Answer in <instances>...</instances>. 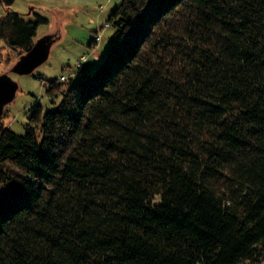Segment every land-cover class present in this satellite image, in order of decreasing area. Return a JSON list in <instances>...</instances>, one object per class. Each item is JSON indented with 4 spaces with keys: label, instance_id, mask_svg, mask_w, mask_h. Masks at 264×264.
Masks as SVG:
<instances>
[{
    "label": "trees",
    "instance_id": "1",
    "mask_svg": "<svg viewBox=\"0 0 264 264\" xmlns=\"http://www.w3.org/2000/svg\"><path fill=\"white\" fill-rule=\"evenodd\" d=\"M5 12L21 55L42 18ZM105 21L92 73L48 81L23 134L0 119V264L264 259V0H122Z\"/></svg>",
    "mask_w": 264,
    "mask_h": 264
},
{
    "label": "rangeland",
    "instance_id": "2",
    "mask_svg": "<svg viewBox=\"0 0 264 264\" xmlns=\"http://www.w3.org/2000/svg\"><path fill=\"white\" fill-rule=\"evenodd\" d=\"M120 2L122 0H0V17L5 11L13 10L27 21L42 18L34 42L44 35L54 37L45 62L26 74L10 72L19 55L0 40V74L8 73L18 84L13 100L6 103L0 116L5 126L23 134L27 115L34 107L40 105L44 110L50 106L45 93L48 81H63L62 75L74 78L93 72L113 32L105 20ZM96 34H100L99 40H95ZM81 56L85 59L81 60ZM239 264H264V259Z\"/></svg>",
    "mask_w": 264,
    "mask_h": 264
},
{
    "label": "water",
    "instance_id": "3",
    "mask_svg": "<svg viewBox=\"0 0 264 264\" xmlns=\"http://www.w3.org/2000/svg\"><path fill=\"white\" fill-rule=\"evenodd\" d=\"M54 41L52 35H44L38 38L32 46L13 63L10 72L17 74L30 73L34 68L45 62L48 58L51 44ZM18 84L8 73L0 74V116L6 103L11 102L15 96Z\"/></svg>",
    "mask_w": 264,
    "mask_h": 264
},
{
    "label": "built area",
    "instance_id": "4",
    "mask_svg": "<svg viewBox=\"0 0 264 264\" xmlns=\"http://www.w3.org/2000/svg\"><path fill=\"white\" fill-rule=\"evenodd\" d=\"M108 24H106V26H107ZM100 39V34H96V36H95V40H99ZM85 59V57L84 56H81V60H84ZM63 77V78H62ZM62 77H61V80H64L65 79V77L62 75Z\"/></svg>",
    "mask_w": 264,
    "mask_h": 264
},
{
    "label": "crops",
    "instance_id": "5",
    "mask_svg": "<svg viewBox=\"0 0 264 264\" xmlns=\"http://www.w3.org/2000/svg\"><path fill=\"white\" fill-rule=\"evenodd\" d=\"M13 1V0H12Z\"/></svg>",
    "mask_w": 264,
    "mask_h": 264
}]
</instances>
